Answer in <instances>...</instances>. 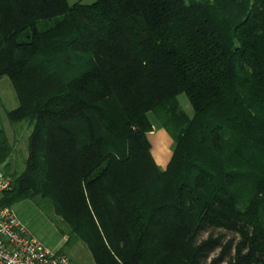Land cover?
Returning <instances> with one entry per match:
<instances>
[{
  "label": "trees",
  "instance_id": "1",
  "mask_svg": "<svg viewBox=\"0 0 264 264\" xmlns=\"http://www.w3.org/2000/svg\"><path fill=\"white\" fill-rule=\"evenodd\" d=\"M2 77L31 127L3 203L94 264H264V0H0Z\"/></svg>",
  "mask_w": 264,
  "mask_h": 264
},
{
  "label": "rangeland",
  "instance_id": "2",
  "mask_svg": "<svg viewBox=\"0 0 264 264\" xmlns=\"http://www.w3.org/2000/svg\"><path fill=\"white\" fill-rule=\"evenodd\" d=\"M68 1L72 3L74 0ZM93 1L94 0H84V3L90 4ZM178 100L180 107L186 113L191 114L192 109L186 96L181 94L178 96ZM17 105L16 94L9 79L7 77H2L0 79V137L2 139L3 134L6 137L9 152L4 163L0 165V169L3 170L5 164L9 165V175H16L23 170L27 157V140L31 131V127L26 121L10 122L8 120L6 112L16 108ZM151 120L153 123V130L149 134H154L157 130L163 129L159 127L152 118ZM169 139L164 154L166 158L169 157L172 150V139ZM12 207L17 217L24 223L29 232L48 248L62 251L74 264H94L90 252L83 243L77 242L74 245L68 246H65L64 243L62 244V232H65L67 228L66 225L61 222L60 218L55 215L50 206H39L32 201L26 200ZM220 232L217 231L215 234L217 235ZM223 233V242L233 237L232 233ZM206 235V233L203 234V237H206ZM217 254L218 250L212 257L217 256Z\"/></svg>",
  "mask_w": 264,
  "mask_h": 264
},
{
  "label": "built area",
  "instance_id": "3",
  "mask_svg": "<svg viewBox=\"0 0 264 264\" xmlns=\"http://www.w3.org/2000/svg\"><path fill=\"white\" fill-rule=\"evenodd\" d=\"M11 186V178L0 169V264H74L65 253L34 237L13 207L3 203Z\"/></svg>",
  "mask_w": 264,
  "mask_h": 264
},
{
  "label": "crops",
  "instance_id": "4",
  "mask_svg": "<svg viewBox=\"0 0 264 264\" xmlns=\"http://www.w3.org/2000/svg\"><path fill=\"white\" fill-rule=\"evenodd\" d=\"M148 138L151 144V154L154 161L160 168L164 169L171 157V154H169L168 158H166L164 155L166 151V144L168 140H170V137L164 129H159L154 134H149ZM62 241L63 244L64 238H62Z\"/></svg>",
  "mask_w": 264,
  "mask_h": 264
}]
</instances>
